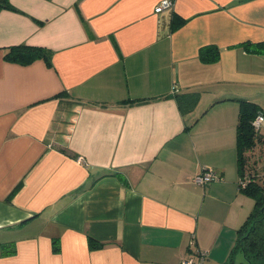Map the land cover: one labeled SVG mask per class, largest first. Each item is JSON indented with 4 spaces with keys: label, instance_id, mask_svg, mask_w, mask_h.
Instances as JSON below:
<instances>
[{
    "label": "crops",
    "instance_id": "0c3cea01",
    "mask_svg": "<svg viewBox=\"0 0 264 264\" xmlns=\"http://www.w3.org/2000/svg\"><path fill=\"white\" fill-rule=\"evenodd\" d=\"M160 1L0 7V264L227 259L254 205L236 126L238 99L264 111V54L242 46L264 41V0ZM16 44L51 63L4 59ZM208 45L217 60L200 59ZM187 92L198 100L182 111ZM207 169L218 179L195 182Z\"/></svg>",
    "mask_w": 264,
    "mask_h": 264
},
{
    "label": "trees",
    "instance_id": "16d2710c",
    "mask_svg": "<svg viewBox=\"0 0 264 264\" xmlns=\"http://www.w3.org/2000/svg\"><path fill=\"white\" fill-rule=\"evenodd\" d=\"M0 7H10L8 0H0ZM184 19L174 18L171 28L182 24ZM244 49L251 53L264 54V41L243 42ZM219 48L214 45L203 46L199 49L202 61L212 62L219 57ZM51 51L39 45L16 44L6 47L4 59L22 64L29 63L37 58H43L50 64ZM175 88L173 89V92ZM178 106L182 111L191 109L198 100L197 92H187L175 95ZM138 101V100H136ZM140 101V100H139ZM239 111L236 126V154L239 173V188L253 198L254 205L242 224L236 229V237L227 259L222 264H264V132L253 124L258 114L264 115L258 103L238 99ZM90 248L100 246L92 237H89ZM58 246H54V250ZM5 250L2 249L1 252Z\"/></svg>",
    "mask_w": 264,
    "mask_h": 264
},
{
    "label": "built area",
    "instance_id": "2783aa9c",
    "mask_svg": "<svg viewBox=\"0 0 264 264\" xmlns=\"http://www.w3.org/2000/svg\"><path fill=\"white\" fill-rule=\"evenodd\" d=\"M172 4L171 0H161L160 3L155 7V11L158 12ZM254 126L258 129L262 126H264V115L258 114L254 120H253ZM78 161L86 164L84 159L82 157L77 158ZM218 175L212 170V169H207L198 175L195 176L194 181L197 183H207L211 182L213 180L218 179ZM196 257L195 256H190L183 258L179 264H202V261L204 260V257L206 255V251L204 250H198L196 252Z\"/></svg>",
    "mask_w": 264,
    "mask_h": 264
},
{
    "label": "rangeland",
    "instance_id": "374dc122",
    "mask_svg": "<svg viewBox=\"0 0 264 264\" xmlns=\"http://www.w3.org/2000/svg\"><path fill=\"white\" fill-rule=\"evenodd\" d=\"M261 131L264 132V128H261ZM262 158L261 164L264 163V155L260 156Z\"/></svg>",
    "mask_w": 264,
    "mask_h": 264
}]
</instances>
